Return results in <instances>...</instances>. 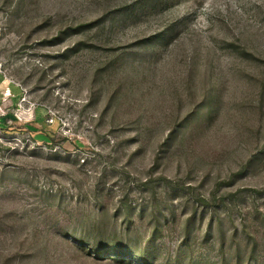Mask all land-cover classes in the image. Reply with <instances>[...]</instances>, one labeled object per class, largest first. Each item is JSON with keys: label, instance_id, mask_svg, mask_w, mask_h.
Masks as SVG:
<instances>
[{"label": "rangeland", "instance_id": "obj_1", "mask_svg": "<svg viewBox=\"0 0 264 264\" xmlns=\"http://www.w3.org/2000/svg\"><path fill=\"white\" fill-rule=\"evenodd\" d=\"M0 264H264V0H0Z\"/></svg>", "mask_w": 264, "mask_h": 264}, {"label": "crops", "instance_id": "obj_2", "mask_svg": "<svg viewBox=\"0 0 264 264\" xmlns=\"http://www.w3.org/2000/svg\"><path fill=\"white\" fill-rule=\"evenodd\" d=\"M1 89H5V86H4V81L2 79V76L0 75V91Z\"/></svg>", "mask_w": 264, "mask_h": 264}]
</instances>
